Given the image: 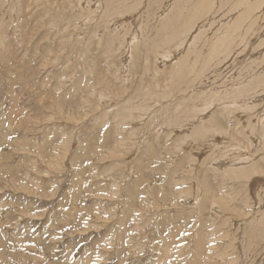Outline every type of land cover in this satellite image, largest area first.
Here are the masks:
<instances>
[{
	"label": "rangeland",
	"instance_id": "rangeland-1",
	"mask_svg": "<svg viewBox=\"0 0 264 264\" xmlns=\"http://www.w3.org/2000/svg\"><path fill=\"white\" fill-rule=\"evenodd\" d=\"M243 1L0 0V264H264V0Z\"/></svg>",
	"mask_w": 264,
	"mask_h": 264
},
{
	"label": "bare ground",
	"instance_id": "bare-ground-1",
	"mask_svg": "<svg viewBox=\"0 0 264 264\" xmlns=\"http://www.w3.org/2000/svg\"><path fill=\"white\" fill-rule=\"evenodd\" d=\"M198 1H199V0H198ZM225 1H226V0H225ZM242 1H243V0H241V2H242ZM196 2H197V1H196ZM243 2H244V1H243ZM211 3H212V0H200L199 5H200V8H202V9H203V8L208 9V8L210 7V5H212ZM214 3H215V2H214ZM214 3H213V5H214ZM118 4H119V3H118ZM120 4H121V3H120ZM245 4H246V2L244 3V5H245ZM178 5H179V4H178ZM244 5H243L242 7H244ZM151 6H152V5H151ZM257 6H258V5H257ZM152 7H153V6H152ZM155 7H156V6H155ZM120 8H121V7H120ZM196 8H197V7H196ZM196 8H195V9H196ZM200 8H198V9H200ZM251 8H252V7L250 6V9H251ZM206 9H205V10H206ZM247 10H248V9H247ZM196 11H197V9H196ZM198 11H199V10H198ZM198 11H197V12H198ZM202 12H203V11H202ZM202 12H201V13H202ZM131 13H132V12H131ZM204 13H205V12H204ZM190 14H191V13H190ZM196 14H197V13H196ZM255 14H256V13H255ZM197 15H198V14H197ZM239 15H240V14H239ZM239 15H237V16H239ZM144 16H145V15H144ZM194 16H195V15H194ZM198 16H199V15H198ZM204 16H206V15H204ZM222 16H223V15H222ZM195 17H196V16H195ZM247 17H248V16H247ZM234 18L237 19V17H234ZM239 18H240V16H239ZM191 19H192V18H191ZM192 20H193V19H192ZM237 20H238V19H237ZM190 21H191V20H190ZM229 21H230V20H229ZM238 21H239V20H238ZM238 21H237V22H238ZM245 21H246V19H245ZM233 22H236V20L233 21ZM239 22H240V21H239ZM199 23H200V22H199ZM205 23H206V22H205ZM231 23H232V22H231ZM231 23H230V24H231ZM167 24H168V23H167ZM187 24H188V23H187ZM228 24H229V22H228ZM237 24H238V23H237ZM243 24H244V23H243ZM159 25H160V24H159ZM232 25H234V24H232ZM223 26H224V25H223ZM240 26H241V25H240ZM164 27H166V26L164 25ZM220 27H221V26H220ZM230 27H231V26H230ZM248 27H250V26H248ZM203 28H204V27H203ZM228 28H229V25H228ZM228 28H227V29H228ZM238 28H239V27H238ZM208 29H209V28H208ZM246 29L248 30V28H246ZM182 30H183V29H182ZM217 31H218V30H217ZM224 31H225V30H224ZM225 33H226V32H225ZM218 34H219V33H218ZM227 34H228V32H227ZM233 34H234V33H233ZM230 35H231V34H230ZM240 35H241V34H240ZM243 35H244V34H243ZM200 36H201V34H200ZM218 36H219V35H218ZM232 36H233V35H232ZM241 36H242V35H241ZM241 36H240V37H241ZM219 37H220V36H219ZM206 38H207V37H206ZM221 38H222V37H221ZM241 38H242V37H241ZM188 39H189V38H188ZM213 39H214V38H213ZM215 39H216V38H215ZM231 39H232V38H231ZM231 39H230V40H231ZM250 39H251V38H250ZM191 40H192V39H191ZM227 40H228V39H227ZM233 40H234V39H233ZM214 41H215V40H214ZM217 41H218V40H217ZM257 41H258V40H257ZM211 42H212V41H211ZM221 42H222V43L219 42V43H220V44H219L220 46L217 45V46H216L217 48L215 47L214 50H216V52H219V53H220V52L227 53V51L230 50V47H233V46H232L233 41H231V42L227 41V42H226V40H224V41L221 40ZM212 43H213V42H212ZM212 43H210V44H212ZM212 45L215 46L216 44H215V45L212 44ZM218 47H219V48H218ZM210 48H211V45H210ZM231 50H232V49H231ZM211 51H212V50H211ZM211 51H209V52H211ZM250 51H251V50H250ZM212 53H213V52H212ZM212 53H211V56H212ZM251 53H252V52H251ZM253 53H254V52H253ZM215 54H216V53H215ZM200 55H201V54H200ZM207 55H210V54L207 53ZM242 55H243V54H242ZM166 56H167V55L165 54L164 57H166ZM196 56H197V55H196ZM206 57H207V56H206ZM212 57H214V56H212ZM257 57H258V56H257ZM204 60H207V59H204ZM182 61H183V59L181 60V63H182ZM211 61H212V60H209V62H211ZM203 62H204V61H203ZM209 62H208V63H209ZM178 63H179V62H178ZM184 63H185V62H183L182 64H184ZM204 63H205V62H204ZM204 63H203V64H204ZM182 64H181V65H182ZM223 64H224V63H223ZM181 65H180V66H181ZM185 65H186V64H185ZM206 65H207V64H206ZM206 65H205V66H206ZM255 65H256V64H255ZM172 68L174 69V66H173ZM175 68H176V67H175ZM179 68H180V67H179ZM197 68H198V67H197ZM201 68H202V67H201ZM201 68H200V69H201ZM203 68H204V66H203ZM180 69H181V68H180ZM190 69H191V68H190ZM194 69H195V68H194ZM248 69H249V68H248ZM195 70H196V69H195ZM191 71L193 72L192 69H191ZM218 71H219V70H218ZM179 72H180V70H179ZM196 72H197V70H196ZM196 72H195V73L193 72L194 75L196 74ZM177 74H178V76L181 78L182 73H177ZM177 74H176V76H177ZM208 74H209V73H208ZM255 74H256V73H255ZM191 75H192V73H191ZM216 75H217V74H216ZM178 76H177V77H178ZM197 76H198V75H197ZM197 76H196L195 79H197ZM249 76H250V75H249ZM193 77H194V76H193ZM198 77H199V76H198ZM210 77H211V76H210ZM207 78H208V77H207ZM182 79H183V78H182ZM187 79H188V78H187ZM187 79H186V80H187ZM183 80H184V79H183ZM205 80H206V79H205ZM239 80H240V79H239ZM241 80H242V79H241ZM259 80L261 81V78H260ZM262 80H263V79H262ZM192 81H193V79H192ZM194 81H195V80H194ZM236 82H238V80H237ZM257 82H258V81H257ZM257 82H254V83L256 84ZM261 82H262V81H261ZM230 83H231V82H230ZM240 83H241V82H240ZM233 84H234V83H233ZM236 85H237V84H236ZM241 85H242V83H241ZM244 85H245V84H244ZM246 85H247V83H246ZM246 85H245V86H246ZM251 85L253 86L254 84H251ZM258 85H259V84H258ZM258 85H257V86H258ZM239 86H240V85H239ZM239 86H236V88H234V91H235V89L237 90V87H239ZM242 86H243V85H242ZM242 86H241V87H242ZM248 86H249V84H248ZM257 86H256V87H257ZM250 87H251V86H250ZM256 87H255V88H256ZM246 88H247V87H246ZM259 88H260V87L258 86V89H259ZM239 89H240V88H239ZM244 89H245V88H244ZM249 89H251V88H249ZM241 90H243V89H241ZM241 90H238V91L235 92V93H240L239 91H241ZM253 90H254V89H252V91H253ZM256 90H257V89H256ZM242 92H244V90H243ZM248 93H249V92H248ZM231 94H232V92H231ZM246 99H247V98H246ZM232 101H233V100H232ZM234 101H235V100H234ZM237 101H240V100H237ZM194 104H195V103H194ZM252 105H253V104H252ZM141 106H142V105H141ZM196 106H197V105H196ZM241 106H243V105H241ZM245 107H246V106H245ZM195 109H196V108H195ZM199 109H200V108H199ZM200 110L202 111V109H200ZM195 111H196V110H195ZM192 112H193V110H192ZM192 114H193V113H192ZM194 114H195V112H194ZM192 116H193V115H192ZM197 130L200 131V129H198V128H197ZM194 131H195V129H194L192 132H194ZM195 133H196V131H195ZM202 133L204 134V137L207 136V135H205V134H208V132H207V130H206V132H205V131H202L201 133L197 132L196 135H198V136H199V135H203ZM209 133H210V132H209ZM208 136H209V135H208ZM199 137H200V136H199ZM239 169L242 170V168H238V172L240 171ZM244 169H245V168H244ZM251 170H252V169H251ZM229 171H230V169H229ZM235 171H236V170H235ZM242 171L244 172V170H242ZM226 172H227V171H226ZM236 172H237V171H236ZM236 172H235V173H236ZM238 172H237V173H238ZM231 173H234V172H231ZM244 173H245V172H244ZM226 174H227V173H226ZM228 174H230V173H228ZM239 174H240V173H239ZM245 174H246V173H245ZM245 174H244V175H245ZM237 175H238V174H237ZM237 175H234V177L237 176ZM246 175H247V174H246ZM246 175H245V176H246ZM248 175H249V174H248ZM239 176H241V174H240ZM234 177H233V178H234ZM240 178H241V177H240ZM245 179H246V177H245ZM180 197H181V196H180ZM187 202H188V201H187ZM225 207H226V206H225ZM214 215H215V214H214ZM228 215H229V214H228ZM259 223H260V222H259ZM261 224H262V223H261ZM256 228H257V227H256ZM229 233H230V232H229ZM261 233H262V232H261ZM228 239H229V238H228ZM234 250H235V249H234ZM235 252H236V251H235ZM254 254H255V253H254Z\"/></svg>",
	"mask_w": 264,
	"mask_h": 264
}]
</instances>
